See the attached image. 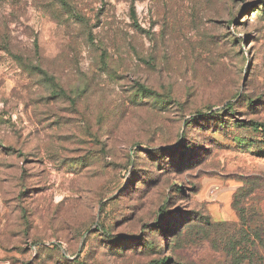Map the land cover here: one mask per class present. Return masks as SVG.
Returning <instances> with one entry per match:
<instances>
[{
    "label": "rangeland",
    "instance_id": "374dc122",
    "mask_svg": "<svg viewBox=\"0 0 264 264\" xmlns=\"http://www.w3.org/2000/svg\"><path fill=\"white\" fill-rule=\"evenodd\" d=\"M259 125L264 0H0V264H264Z\"/></svg>",
    "mask_w": 264,
    "mask_h": 264
},
{
    "label": "trees",
    "instance_id": "16d2710c",
    "mask_svg": "<svg viewBox=\"0 0 264 264\" xmlns=\"http://www.w3.org/2000/svg\"><path fill=\"white\" fill-rule=\"evenodd\" d=\"M228 109L232 110V106L229 105V106H228ZM257 127H260V128L262 129V133L264 134V125H259V126H257ZM167 261H170V260L168 259Z\"/></svg>",
    "mask_w": 264,
    "mask_h": 264
}]
</instances>
